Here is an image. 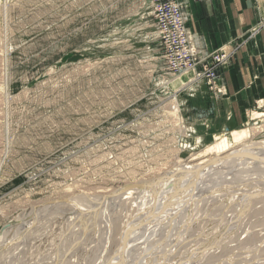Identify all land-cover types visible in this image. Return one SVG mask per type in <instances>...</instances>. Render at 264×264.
<instances>
[{"label":"rangeland","instance_id":"rangeland-1","mask_svg":"<svg viewBox=\"0 0 264 264\" xmlns=\"http://www.w3.org/2000/svg\"><path fill=\"white\" fill-rule=\"evenodd\" d=\"M146 1L0 0V264H107L216 134L264 140L259 101L237 129L189 122L188 86L204 82L169 71ZM238 165L145 226L132 261L264 264V167Z\"/></svg>","mask_w":264,"mask_h":264},{"label":"crops","instance_id":"crops-1","mask_svg":"<svg viewBox=\"0 0 264 264\" xmlns=\"http://www.w3.org/2000/svg\"><path fill=\"white\" fill-rule=\"evenodd\" d=\"M190 26L208 51L228 57L219 69L222 94L203 84L188 99V120L213 131L237 129L264 104V0H185Z\"/></svg>","mask_w":264,"mask_h":264},{"label":"built area","instance_id":"built-area-1","mask_svg":"<svg viewBox=\"0 0 264 264\" xmlns=\"http://www.w3.org/2000/svg\"><path fill=\"white\" fill-rule=\"evenodd\" d=\"M200 1V0H192ZM148 14L160 41L163 56L171 73L193 72V82H204L215 93H223L218 68L228 53L223 49L208 51L190 26L184 12L185 0H147Z\"/></svg>","mask_w":264,"mask_h":264},{"label":"bare ground","instance_id":"bare-ground-1","mask_svg":"<svg viewBox=\"0 0 264 264\" xmlns=\"http://www.w3.org/2000/svg\"><path fill=\"white\" fill-rule=\"evenodd\" d=\"M187 76H188V73H185L182 75L181 78H185ZM192 80H193V73H192ZM250 135H251V132L249 133V131H247L245 129H243L239 132H236V133H234V131H228V132L223 133V134H216L215 139H214L215 142L208 145L206 148L207 150H205L207 152V154L209 152H211V153H213V155L211 154L212 156H210V158H207V157H206L207 159L204 158L205 159V160H203L204 162L203 161L199 162L194 167H190L188 169L189 172H188L187 178L185 179V181H183V183H181L180 191H177L175 196L173 195L175 200L178 199V202L174 203V204L168 203L169 201L171 202L172 200H174L173 197L169 196L166 198L167 200H161L159 203H157V201H156L157 197H156V199L154 198L153 200H150L147 202V204H149V205L146 204L143 207L140 206V207H142L141 211H140L141 214L140 215L138 214L137 217H135V218H137L138 221L143 220V218L145 216L147 217L151 213L152 214L155 213V211H157V210H159V212H160L161 209H159V207H157L156 205L161 204L162 201L167 203V204L165 203V207L162 208L164 210L163 214H165V215H162L161 213H158V214H161V216L156 215L157 213L155 215L153 214L154 217H152L150 219V222L148 224H146L147 222L141 223V224H143L142 227L140 225L141 221L139 222V224L137 221L134 225L131 224L129 226V228L126 231V233L129 232V235L127 237L126 247L124 248V250H122V247H121L122 241H121L120 246L114 251L113 255L108 259V261L105 259L107 261V264H136L137 263L136 261H132L133 260L132 255L130 256L129 255L130 253H127L128 250H130V246H132L131 243L133 241H135L136 237L141 236L142 233H145V232H143L145 229V226L152 225V227H153L154 223L157 224V222L159 220H162L164 217L168 218L166 216L170 215V210L173 213L175 207L181 206L183 204L184 201L182 202L180 200L182 195L187 193L188 190H191L192 188H194V186L197 187L196 182H199L198 184L202 183L205 176H207L208 173H211V170L214 169L217 171V169H218L220 171L221 169H227L228 167H230V165L231 166L232 165L239 166L238 164H242V163L243 164L255 163V166L258 168L264 167V140L262 142L261 141L260 142H253L250 140H246L247 138L250 137ZM217 140H219V142H217ZM240 142H241V144H240ZM213 159L216 160V162L214 164H212L210 166H206L203 168L204 164H206L207 162H209L210 160H213ZM200 176H202V177H200ZM186 180H188V181H186ZM125 193H127V195H125L124 198L130 197L129 196V194H131L130 191H125L123 194H125ZM158 196H160V195H158ZM188 197L189 196L186 197L188 200V201H186L187 203H189V200L192 199L194 196L192 198H190V197L188 198ZM168 199H171V200H168ZM155 203H157V204L155 205ZM181 208H183V207H181ZM148 218H149V216H148ZM152 219H154V220H152ZM166 221H168V220H166ZM137 225L140 228V229L139 228L136 229L137 231L139 230L138 232L135 230V228H137ZM133 226H135V227H133ZM149 228H150V226H149ZM136 232L138 233V235ZM122 240H123V238H122Z\"/></svg>","mask_w":264,"mask_h":264},{"label":"water","instance_id":"water-1","mask_svg":"<svg viewBox=\"0 0 264 264\" xmlns=\"http://www.w3.org/2000/svg\"><path fill=\"white\" fill-rule=\"evenodd\" d=\"M215 162H216L215 159L210 160L209 162H207L206 164H204L203 168L206 167V166H210V165L214 164ZM128 235H129V232H127V233L124 235V237H123V240H122V243H121V247H122V249H124V248L126 247V242H127V237H128Z\"/></svg>","mask_w":264,"mask_h":264}]
</instances>
